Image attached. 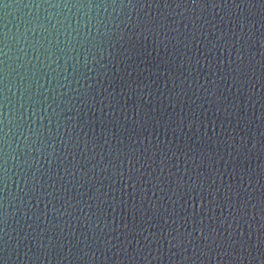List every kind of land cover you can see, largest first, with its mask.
I'll use <instances>...</instances> for the list:
<instances>
[{"label": "water", "instance_id": "obj_1", "mask_svg": "<svg viewBox=\"0 0 264 264\" xmlns=\"http://www.w3.org/2000/svg\"><path fill=\"white\" fill-rule=\"evenodd\" d=\"M0 264H264V0H0Z\"/></svg>", "mask_w": 264, "mask_h": 264}]
</instances>
